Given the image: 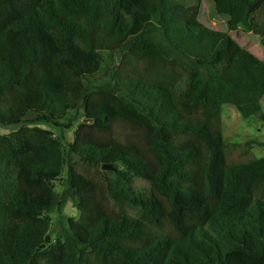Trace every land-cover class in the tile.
I'll list each match as a JSON object with an SVG mask.
<instances>
[{
  "label": "trees",
  "instance_id": "1",
  "mask_svg": "<svg viewBox=\"0 0 264 264\" xmlns=\"http://www.w3.org/2000/svg\"><path fill=\"white\" fill-rule=\"evenodd\" d=\"M201 1L0 0V264H264V157L221 133L264 121V60ZM209 1L264 49V2Z\"/></svg>",
  "mask_w": 264,
  "mask_h": 264
},
{
  "label": "rangeland",
  "instance_id": "2",
  "mask_svg": "<svg viewBox=\"0 0 264 264\" xmlns=\"http://www.w3.org/2000/svg\"><path fill=\"white\" fill-rule=\"evenodd\" d=\"M260 15V14H259ZM258 15L255 16V19ZM261 18H264L262 13ZM199 21L206 27L221 32H228L230 37L238 44H242L244 48L251 47L256 50L257 55L253 54L260 60H264V49L260 43L261 37L258 34L246 33L243 31L242 27H238L235 30L229 31L227 28V16L217 15L214 11L213 3L209 0H202L198 15ZM261 19V20H262ZM238 42H237V41ZM239 45V44H238ZM262 114L264 115V96L261 99ZM79 123V120L74 123L71 129L64 131V143L69 144L73 140L74 130ZM39 127L53 130L56 135L59 134L54 128L46 124H38ZM19 126H0V134H9L16 131ZM221 133L224 139L232 143H245L250 142L252 144L251 157L262 158L264 157V121H262L258 116L251 117L247 120L242 119L239 112L233 105L224 104L222 105L221 113ZM130 132L128 130L121 134V138L128 139ZM262 145V146H260ZM247 158L244 159L246 161ZM74 167L78 173L87 176L91 179L98 180L99 173L83 164L79 161H74ZM135 185L137 187H143L145 184L141 181H136ZM56 191L60 192L58 186H56ZM131 213V212H130ZM51 218L53 221L52 232L55 233L58 230L59 223H65L67 218L77 219V211L71 204L67 202L60 211L56 208L51 212Z\"/></svg>",
  "mask_w": 264,
  "mask_h": 264
},
{
  "label": "water",
  "instance_id": "3",
  "mask_svg": "<svg viewBox=\"0 0 264 264\" xmlns=\"http://www.w3.org/2000/svg\"><path fill=\"white\" fill-rule=\"evenodd\" d=\"M264 2V0H255L254 2H252L251 4H249L248 6V11H252L257 5H259L260 3ZM103 170H112L111 166H107V165H103L101 167ZM49 236L46 237L45 242L40 246L41 249L45 248V246L49 243Z\"/></svg>",
  "mask_w": 264,
  "mask_h": 264
}]
</instances>
